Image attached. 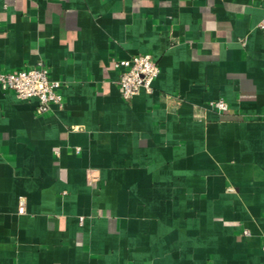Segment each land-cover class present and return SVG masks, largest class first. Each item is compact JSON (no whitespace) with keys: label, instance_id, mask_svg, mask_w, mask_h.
Returning <instances> with one entry per match:
<instances>
[{"label":"crops","instance_id":"crops-1","mask_svg":"<svg viewBox=\"0 0 264 264\" xmlns=\"http://www.w3.org/2000/svg\"><path fill=\"white\" fill-rule=\"evenodd\" d=\"M263 15L0 0V73L42 62L62 96L38 115L0 87V264H264ZM142 53L159 74L124 100L113 60Z\"/></svg>","mask_w":264,"mask_h":264},{"label":"built area","instance_id":"built-area-1","mask_svg":"<svg viewBox=\"0 0 264 264\" xmlns=\"http://www.w3.org/2000/svg\"><path fill=\"white\" fill-rule=\"evenodd\" d=\"M258 27L264 32V15ZM113 66L119 69L118 89L124 100L133 98L141 91L152 92V83L159 74V67L150 54H135L113 60ZM0 87L13 92L21 100H35L38 115L47 113L52 105L62 104L59 93L61 82L50 77L48 68L42 62L14 72L0 73ZM208 106L219 112L227 110V104L222 99L210 101ZM18 210L22 213L23 205Z\"/></svg>","mask_w":264,"mask_h":264}]
</instances>
